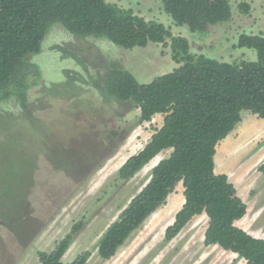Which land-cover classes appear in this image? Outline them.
Here are the masks:
<instances>
[{"label": "rangeland", "instance_id": "obj_1", "mask_svg": "<svg viewBox=\"0 0 264 264\" xmlns=\"http://www.w3.org/2000/svg\"><path fill=\"white\" fill-rule=\"evenodd\" d=\"M106 1L163 23L173 35L188 40L193 54L220 61L256 60V50L238 46L237 39L240 33L264 36V0H229L230 19L204 32L175 24L162 0ZM239 2L249 4L247 13L239 9ZM166 41L124 49L103 38L73 35L58 24L48 29L40 52L31 56L39 66L40 81L28 89V108L18 115L0 114L2 264H40L37 251L51 250L77 221L82 225L63 262L89 249L86 264H245L236 253L203 243L208 221L203 213L164 241L165 227L184 200L181 182L112 257L103 260L97 254V241L106 227L170 149L159 152L131 178L118 177L119 166L161 126L163 115L157 113L151 121L137 124L138 109L107 95L102 78L101 84L93 79L95 69L102 71L114 60L139 82H148L178 66ZM69 52L88 70L82 62L72 61ZM66 69L75 78L65 74ZM241 116V122L217 143L214 169L227 174L247 205L235 224L264 238V175L258 170L264 161V118L247 110ZM111 131L119 134L112 137ZM17 223L25 232L21 244L16 243L19 247L5 228Z\"/></svg>", "mask_w": 264, "mask_h": 264}, {"label": "trees", "instance_id": "obj_2", "mask_svg": "<svg viewBox=\"0 0 264 264\" xmlns=\"http://www.w3.org/2000/svg\"><path fill=\"white\" fill-rule=\"evenodd\" d=\"M162 5L175 24H185L191 32H204L231 17L229 0H162ZM238 7L244 13L249 10L246 2H239ZM53 24L73 35L103 38L124 49L169 39L171 58L178 64L144 83L114 60L108 61L102 71L95 69L93 79L101 84L102 78L107 95L129 101L138 109L137 124L151 121L157 113L163 115L161 126L119 166L118 177L131 178L159 152L170 149L151 167L148 180L98 239L100 258L112 257L181 182L184 200L165 227L164 241L203 213L208 218L205 245L236 253L245 264H264V238L235 224L246 213L245 201L227 174L214 169L216 145L241 122L242 111L264 118L263 34L240 33L237 39L238 46L256 50V60L226 62L193 54L188 40L173 35L163 23L146 20L130 8L106 0H0V114L18 115L28 108V89L40 81L39 66L31 56L40 52ZM69 55L75 63L80 62L74 54ZM65 72L75 78L71 70ZM117 134L111 131L112 137ZM258 170L264 175V161ZM81 225L82 221L73 223L51 250L37 251L39 263L86 264L89 249L77 253L71 261L62 260ZM5 228L11 242L19 247L25 235L23 226L6 224ZM2 261L0 257V264Z\"/></svg>", "mask_w": 264, "mask_h": 264}, {"label": "bare ground", "instance_id": "obj_3", "mask_svg": "<svg viewBox=\"0 0 264 264\" xmlns=\"http://www.w3.org/2000/svg\"><path fill=\"white\" fill-rule=\"evenodd\" d=\"M156 157V156H155ZM154 159V158H153Z\"/></svg>", "mask_w": 264, "mask_h": 264}]
</instances>
